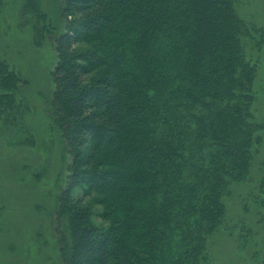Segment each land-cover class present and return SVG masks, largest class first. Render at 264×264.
Returning <instances> with one entry per match:
<instances>
[{
    "label": "trees",
    "instance_id": "1",
    "mask_svg": "<svg viewBox=\"0 0 264 264\" xmlns=\"http://www.w3.org/2000/svg\"><path fill=\"white\" fill-rule=\"evenodd\" d=\"M233 1L64 0L51 103L71 156L64 264H209L263 128ZM20 83L0 59V110Z\"/></svg>",
    "mask_w": 264,
    "mask_h": 264
},
{
    "label": "rangeland",
    "instance_id": "2",
    "mask_svg": "<svg viewBox=\"0 0 264 264\" xmlns=\"http://www.w3.org/2000/svg\"><path fill=\"white\" fill-rule=\"evenodd\" d=\"M63 2L38 0L36 12L25 0L0 2V59L21 79L13 106L0 110V264H64L61 248L70 241L58 209L71 156L51 116ZM233 8L245 26L241 46L255 66L253 115L263 128L246 178L224 197L225 221L209 237L207 255L209 264H264V0H234ZM71 194L80 197V187ZM90 207L94 222L105 224L94 198Z\"/></svg>",
    "mask_w": 264,
    "mask_h": 264
}]
</instances>
